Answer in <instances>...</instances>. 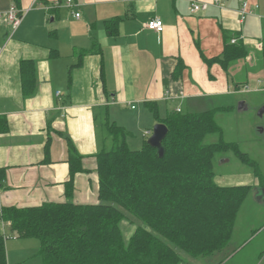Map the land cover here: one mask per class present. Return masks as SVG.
Returning <instances> with one entry per match:
<instances>
[{
    "label": "crops",
    "instance_id": "crops-1",
    "mask_svg": "<svg viewBox=\"0 0 264 264\" xmlns=\"http://www.w3.org/2000/svg\"><path fill=\"white\" fill-rule=\"evenodd\" d=\"M213 1L74 0L67 7L65 0H20V27L13 31L0 22V209L98 205L97 156L113 148L108 125L126 131L129 148L141 150L159 124L146 103L157 104L165 119L184 113L185 105L198 111L187 113H199L208 111L203 103L243 90L264 92V0H222L191 12L192 4ZM244 3L253 14L241 23ZM11 7V0H0V15ZM154 19L164 24L161 34L145 27ZM232 34L246 57L228 70L208 65L206 60L223 58L225 35ZM245 177L252 176L215 182L250 186ZM8 229L3 223L0 233L8 235ZM258 233L226 253L242 252ZM9 234L7 264H41L39 241ZM258 264H264V250Z\"/></svg>",
    "mask_w": 264,
    "mask_h": 264
},
{
    "label": "trees",
    "instance_id": "trees-1",
    "mask_svg": "<svg viewBox=\"0 0 264 264\" xmlns=\"http://www.w3.org/2000/svg\"><path fill=\"white\" fill-rule=\"evenodd\" d=\"M11 1L20 8V0ZM238 37L225 35L223 58L206 60L208 65L219 63L228 70L246 57ZM146 107L159 124L166 125L167 137L160 147L145 142L141 150L133 151L127 132L108 125L113 148L97 156L98 205L66 202L4 208L0 230L6 223L16 238L39 241L41 264H181L183 254L210 258L222 252L230 244L252 187L217 185L214 157L233 151L242 162L257 164L222 137L205 144L209 135L222 133L216 116L228 109L175 111L160 119L157 104ZM68 185L71 193L72 179ZM260 186L264 188V180ZM130 217L142 226H128L134 223ZM124 224L132 233L128 241ZM5 241L0 233V264H7Z\"/></svg>",
    "mask_w": 264,
    "mask_h": 264
},
{
    "label": "rangeland",
    "instance_id": "rangeland-1",
    "mask_svg": "<svg viewBox=\"0 0 264 264\" xmlns=\"http://www.w3.org/2000/svg\"><path fill=\"white\" fill-rule=\"evenodd\" d=\"M263 102L264 92H244L243 90L242 93L232 94L219 101V103L210 104L209 106H206L207 103L202 104L201 109L204 110L214 109L215 104L228 107V111L220 112L216 116L222 133L209 135L205 139V144L216 143L222 137L226 142L236 144L241 152L246 153L249 159L254 161L257 166L242 162L233 151L220 153L214 157L215 178L217 177L218 180H235L243 175H251L252 177L244 178L247 181L246 184L252 186L251 193L241 209V214L237 222V237L234 240L235 235L233 233V242L231 243V239V244L222 250L224 252L216 253L210 258H191L183 254L181 264H258V257L261 251L264 250V205L258 204L257 200H255L257 193L261 197H264V189L260 188L257 182V180H264V115L259 116L258 114L259 110L263 107ZM240 103L244 104V107H246L245 110H239ZM189 106H184V113H187V111L198 112L196 110H190ZM130 218L134 223H129L128 226H133L134 228L142 226L141 222L132 217ZM124 226L125 224L122 230L125 239L128 241L132 234L131 229ZM261 228H263L262 234L259 235L260 233L258 231ZM10 232V229H8V235H10ZM250 232L258 234L254 238H251L252 240L245 246L242 252L234 256L231 255L232 252L229 255L226 253L227 248L241 243L244 237H250Z\"/></svg>",
    "mask_w": 264,
    "mask_h": 264
},
{
    "label": "built area",
    "instance_id": "built-area-1",
    "mask_svg": "<svg viewBox=\"0 0 264 264\" xmlns=\"http://www.w3.org/2000/svg\"><path fill=\"white\" fill-rule=\"evenodd\" d=\"M60 2L55 3L54 6L58 7L60 5ZM221 2H222V0H214L213 4H208V3L197 4V3H194V4H192L191 12L193 14L205 12L209 9L210 6H218L221 4ZM63 3L67 7H73L75 5L74 0H65V2H63ZM252 14H253L252 9L249 8L247 3H244L241 10L239 11L240 22L241 23L245 22L246 18ZM75 18L79 19L80 13H76ZM0 22L7 23L8 25L11 26L13 31H16L22 23V13L16 7H11L5 16L0 15ZM145 27L151 31L158 33V34H161L164 31V24L160 19H154V20L149 21L145 25ZM235 42H236V40H232L233 44ZM58 95H60V93H58ZM177 112H181V111L177 110ZM1 214H2V211L0 209V216H1ZM2 236L5 240L10 239V236L7 234L3 233Z\"/></svg>",
    "mask_w": 264,
    "mask_h": 264
},
{
    "label": "water",
    "instance_id": "water-1",
    "mask_svg": "<svg viewBox=\"0 0 264 264\" xmlns=\"http://www.w3.org/2000/svg\"><path fill=\"white\" fill-rule=\"evenodd\" d=\"M243 103H240V106H239L240 111H242L246 108V107H244ZM258 114H259V116L264 115V106L259 110ZM167 134H168V128L166 127V125L157 124L154 127L152 135L148 139L147 144L151 147H160L162 145L163 141L165 140V138L167 137ZM159 154H160V156L163 155V149L159 150ZM262 189H264V188H262ZM258 198H261V200L264 199V197H261L260 195H258ZM258 198H257V200L261 201Z\"/></svg>",
    "mask_w": 264,
    "mask_h": 264
}]
</instances>
